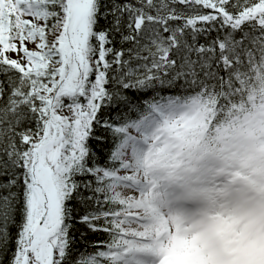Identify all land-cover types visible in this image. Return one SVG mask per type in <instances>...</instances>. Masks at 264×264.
I'll return each instance as SVG.
<instances>
[{
  "label": "snow or ice",
  "instance_id": "1",
  "mask_svg": "<svg viewBox=\"0 0 264 264\" xmlns=\"http://www.w3.org/2000/svg\"><path fill=\"white\" fill-rule=\"evenodd\" d=\"M0 264H264V0H0Z\"/></svg>",
  "mask_w": 264,
  "mask_h": 264
}]
</instances>
